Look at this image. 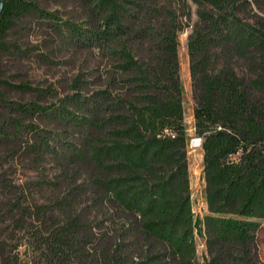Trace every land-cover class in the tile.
<instances>
[{"label": "trees", "instance_id": "1", "mask_svg": "<svg viewBox=\"0 0 264 264\" xmlns=\"http://www.w3.org/2000/svg\"><path fill=\"white\" fill-rule=\"evenodd\" d=\"M51 1L67 11L3 0L0 55L44 57L7 39L36 29L100 51L109 68L96 90L76 80L61 96L8 83L30 97L0 99V264H200L196 237L203 264H264V0ZM186 30L201 216L178 54ZM21 164L51 168L53 182H18Z\"/></svg>", "mask_w": 264, "mask_h": 264}, {"label": "rangeland", "instance_id": "2", "mask_svg": "<svg viewBox=\"0 0 264 264\" xmlns=\"http://www.w3.org/2000/svg\"><path fill=\"white\" fill-rule=\"evenodd\" d=\"M41 5L48 4L49 10H59L62 13L67 11V7L61 4H54L47 0H37ZM194 10V6H192ZM195 15L193 14V19ZM17 29L15 34L8 36V41H17L23 46L32 47L37 53L44 57H33L29 60H21L9 54L0 55V99L5 97L8 100L26 101L29 95L12 89L8 84L26 82L33 86H51L61 96L64 91L78 80L84 91H93L101 87L100 76L108 70V60L103 53L98 50L68 49L59 38L43 31H29V36H24ZM26 32V31H23ZM188 30L179 36V65L180 78L183 85V110L186 132L189 139L187 148L188 169L190 179V189L192 196V209L196 216H201L206 211L204 198V181L202 178V150L193 148L190 141L197 136L193 127V107L194 101L191 93L189 76V64L186 49V38ZM54 172L51 168L38 169L27 165H20L16 171L18 182L36 184L40 180L53 182ZM42 197H50L49 191H43ZM258 246L261 260L264 262V221L257 234ZM197 256L200 264H203L205 247L203 239L196 237Z\"/></svg>", "mask_w": 264, "mask_h": 264}, {"label": "built area", "instance_id": "3", "mask_svg": "<svg viewBox=\"0 0 264 264\" xmlns=\"http://www.w3.org/2000/svg\"><path fill=\"white\" fill-rule=\"evenodd\" d=\"M201 138L198 137V136H195L191 139L190 141V145L193 147V148H201Z\"/></svg>", "mask_w": 264, "mask_h": 264}, {"label": "water", "instance_id": "4", "mask_svg": "<svg viewBox=\"0 0 264 264\" xmlns=\"http://www.w3.org/2000/svg\"><path fill=\"white\" fill-rule=\"evenodd\" d=\"M2 6H3V0H0V11L2 9Z\"/></svg>", "mask_w": 264, "mask_h": 264}]
</instances>
